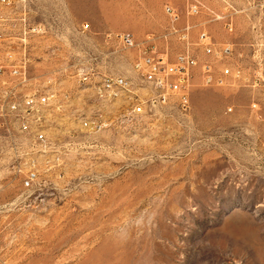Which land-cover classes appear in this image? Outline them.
<instances>
[{"label": "rangeland", "instance_id": "1", "mask_svg": "<svg viewBox=\"0 0 264 264\" xmlns=\"http://www.w3.org/2000/svg\"><path fill=\"white\" fill-rule=\"evenodd\" d=\"M2 1L0 24L14 29L0 35L19 42L21 0ZM197 1L231 13L233 31L206 14L189 20L198 65L187 112L172 96L97 133L46 115L45 149L0 117V264H264V0ZM185 4L168 3L180 11ZM37 20H26L42 29L25 37L30 88L67 92L83 109L81 69L108 67L142 84L134 50L70 75L73 65L54 56L53 34ZM203 27L220 59L195 47ZM160 51L174 62L184 48L171 38ZM206 63L223 85L204 83ZM238 69L248 82L232 79ZM31 169L38 180L26 188Z\"/></svg>", "mask_w": 264, "mask_h": 264}, {"label": "built area", "instance_id": "2", "mask_svg": "<svg viewBox=\"0 0 264 264\" xmlns=\"http://www.w3.org/2000/svg\"><path fill=\"white\" fill-rule=\"evenodd\" d=\"M164 10L169 19L167 34L163 36L165 44H169V40L174 38L183 46L184 51L171 62L168 53L160 51L153 35H147L143 43L137 42L129 33L115 35L112 40L122 50L137 51L133 70L142 84L134 85L122 76H102L92 69H81L78 77L83 82V96L79 99L86 106L83 109L75 108L74 99L67 92H59L50 87H29L28 44L25 37L28 33H42V29L38 26L27 27L26 19H23L24 38L19 39V42H15L13 37L0 35V117L15 120L23 135L45 149L48 145L43 128L46 115L57 114L60 118H69L79 122L85 131L97 133L121 124L120 122L131 123L151 113L158 105H165L172 96L178 98V108L187 112L190 108L192 70L198 65V58L191 50L193 44L190 34L193 26L189 20L206 14L211 22L223 21L225 29L231 32L232 14L218 15L197 0H186L184 11L172 5H166ZM184 19L186 21L182 24ZM1 21L0 32L7 33L14 29L5 26V20ZM84 28L88 29L89 25L86 24ZM195 47L208 57H222V52L216 50L213 38L204 27ZM202 68L203 80L207 86L224 84V79L215 77L212 65L206 63ZM226 74L229 75L228 72ZM230 75L232 79L248 82L239 69ZM112 110H115L116 115L110 117L109 112ZM37 180V172L31 169L26 174L24 186L31 188Z\"/></svg>", "mask_w": 264, "mask_h": 264}, {"label": "crops", "instance_id": "3", "mask_svg": "<svg viewBox=\"0 0 264 264\" xmlns=\"http://www.w3.org/2000/svg\"><path fill=\"white\" fill-rule=\"evenodd\" d=\"M172 1L21 0L20 6L22 17L31 22L37 15L36 24L53 34V54L57 59H68L67 63L73 65L74 70L69 72L72 75L77 73L76 66L96 59L99 64L105 60L118 61V54L123 50L112 40L117 34L129 33L139 43L147 35H153L157 44L164 46L163 36L169 27L164 8ZM83 23L89 28L85 29ZM98 49L102 50L100 54L95 51ZM92 70L102 76H112L116 71L108 67Z\"/></svg>", "mask_w": 264, "mask_h": 264}]
</instances>
